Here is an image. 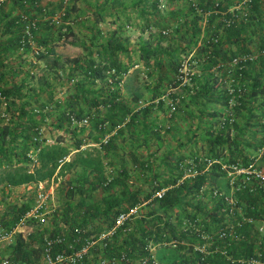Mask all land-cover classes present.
Masks as SVG:
<instances>
[{"label":"trees","instance_id":"trees-1","mask_svg":"<svg viewBox=\"0 0 264 264\" xmlns=\"http://www.w3.org/2000/svg\"><path fill=\"white\" fill-rule=\"evenodd\" d=\"M35 1L36 6L33 0L0 1V186L32 182L35 187L25 190L16 202L8 205V217L2 212L3 222L13 224L30 205L37 182L52 176L58 157L71 148L80 149L87 138L98 141L99 146L88 147L97 152L94 156L83 152L68 162L79 164L67 179L66 196L72 202L67 201L59 215L54 206L48 212L52 219L59 216L62 226L48 231L42 227L35 238L29 234L26 239L20 232L16 233L6 247L8 257L21 262L40 261L41 236L48 234L60 237L53 251L62 248L68 251L69 245L75 249L84 240L95 239L78 264H98L97 259L107 258V262L111 257L116 262L108 264H161L154 260L150 246L172 247L180 252V257L169 264L189 261L264 264V54L240 67L229 63L232 56L251 51L250 44L256 50L264 46V0H246L236 8V0H184L185 6L173 5L168 16L159 6V0H131L132 9H127L123 0H82L80 8L76 0ZM177 1L171 0V4ZM118 3L119 11L108 10ZM55 14L59 17L57 22L51 17ZM89 16L94 22L103 16H114L111 22L125 19L135 23L136 18V29L155 27L148 34L152 35L156 47L147 49L140 43L135 53L125 46V38L115 28L103 34L94 27L87 56L56 55L55 43L76 38L73 25L83 23ZM201 17H204L203 25H200ZM32 18H36L35 24L28 28L35 52L28 42L21 43L25 37L24 25ZM227 19L230 21L226 22ZM173 22L177 24L173 26ZM188 24L190 36L200 37L198 43L189 40L183 45L172 44L169 50L158 49L159 41L170 44L174 36L171 31L175 34L180 26ZM117 27L121 29L122 25ZM192 47L196 54L188 55ZM191 59L197 61L201 70L196 74L188 67L189 79L181 86L189 95L188 100L198 103L203 99L202 107H197L199 111L205 110L209 102L225 108L223 112L222 108H211L206 121H197V128L201 127L207 136L197 141L196 151L187 157L177 156L169 168L170 174L162 182L150 176L146 189L140 184L131 185L129 166L122 157L119 158L121 170L100 167L101 150L109 151L115 146L114 137L108 132L125 115L126 121L116 132L142 131L145 138L149 132L156 131L141 120L148 106L132 110L129 105L140 92L133 91L129 102L119 94L125 75L129 73L137 78L142 72L138 80L146 88L152 79L175 84L182 79V63L189 65ZM220 62L218 73L209 70L212 64ZM33 77L37 83L29 84ZM229 78L244 86L243 80L249 86L247 91L243 87L234 105L245 117L240 124L234 110L230 115L226 110L231 96L225 85ZM150 89L158 90L155 86ZM256 93L261 99L252 104ZM219 111L214 118L213 114ZM71 116L76 121L87 117L89 130L84 132V124L73 123ZM215 123L217 126L212 127ZM42 125L44 129H54L57 137L54 142L43 143L46 136L41 131ZM230 125L235 129L231 135ZM104 134L107 139L102 142ZM189 157L194 158L196 172L182 176L184 160ZM130 161L141 172L149 168L147 162L139 161L133 153ZM249 163V169L259 170L261 176L253 172L228 173L232 170L231 164L247 166ZM153 177L157 178L156 174ZM162 185L168 186L160 196H152ZM136 205V211L115 225L108 236L96 238L99 232L114 224L118 212ZM34 240L36 247L29 244ZM195 241L202 249L193 248ZM32 254L37 257L31 259Z\"/></svg>","mask_w":264,"mask_h":264},{"label":"crops","instance_id":"crops-1","mask_svg":"<svg viewBox=\"0 0 264 264\" xmlns=\"http://www.w3.org/2000/svg\"><path fill=\"white\" fill-rule=\"evenodd\" d=\"M123 2L127 5V9H132L131 5L129 7V4L131 3V0H123ZM162 3V2H161ZM174 6H179V7H184L185 6V1L184 0H179L176 3L173 2L171 4V0H166V3L163 4L162 6L159 3V6L163 8L164 13H168L167 16L170 14V10L174 9ZM121 8V5L118 3L112 8V9H119ZM107 11V10H105ZM114 17V16H112ZM111 16H103L101 20L94 22L92 17H88L85 19L83 23L80 24H74L73 25V31L74 34L76 35L73 36V39H69L67 41H63L60 43H55L54 45V51L56 55L62 57L64 56H87L88 55V48L89 46V38L92 35V32L95 33L93 30L94 27L99 29L103 34H106L110 29L115 28L116 33L119 35H122L125 38V46H127L128 49H133L135 53H137L138 45L140 43H143L144 47L147 49H153L156 47L155 42L153 41L152 35L148 34L149 32L152 33L155 31V27L151 26L149 30H139L135 28V23L137 21L136 18L133 19L135 23H129L125 19L119 20L116 19L114 22H111L110 20L112 19ZM121 19V17H120ZM168 21L170 20L169 18L167 19ZM187 22V21H186ZM204 22V17L200 18V25H203ZM118 24L122 25V28L119 29L117 26ZM177 23L173 22V26L176 25ZM137 30L135 31L136 34L133 31L129 30ZM163 30V29H162ZM172 34L174 35L171 37L170 44L165 41L161 40L159 41V48L160 50H165L171 48L172 44L175 46L176 44H185L189 40H195L197 43L199 42V38H197V34L193 37L190 36L189 33V24L188 26H180L179 29L176 31L174 34V31H171ZM134 33V34H133ZM133 35V36H132ZM137 35V36H136ZM69 43V45L73 46L76 50L75 53L73 54H66L65 48L63 49V44ZM171 45V46H170ZM66 46V45H65ZM192 47L189 50L188 55H194L196 54L195 49ZM67 49V46H66ZM249 50L256 52V48L254 45L250 44L248 47ZM93 52V50H92ZM259 55L258 53L256 56ZM255 56V57H256ZM152 61V58L150 59ZM191 63H194L193 65L189 66L190 70L193 71L194 73L197 74L200 73V68L199 64L195 59L190 60ZM219 65L215 63L214 65L212 64L209 70L213 73H218L217 72V67ZM203 70L205 71L206 69ZM205 73V72H203ZM141 74L138 75L137 78L132 77L131 74L125 75L123 78L122 83L119 86V94L127 101L129 102L131 100V97L133 95V91H138L140 92V96L136 100H132L129 102V105L131 103L132 110H135L139 107H149L148 111L145 113L144 122L149 125L151 128L155 129L156 131H151L152 133H148L145 138H143L144 133L139 131V133H131L128 130H124L123 132H116L117 127L121 126L124 121L127 119V115H125L124 119L118 123L116 126L112 127L109 130V134L113 135L114 141H115V146L113 148L107 149L109 151H102L101 150V156L100 162L105 170H121L120 166V160L119 158L122 157L124 160V163H127L129 166V174H132L133 178H129L130 175L128 176V181L131 183L132 186L135 185H141L143 189H146L148 186V180L150 179V176L152 177L151 179H155L158 182H162V178L167 177L170 172L169 168L170 166L172 167L174 163V159L177 156H182V157H187L192 155L191 153L196 151L197 148V141L202 140V138L206 137L207 134L201 131V127L197 128V121L202 119V121L207 120V112H210L211 108H218V105L209 102L206 104V109L202 111H199L197 107H202L201 104L203 105V99L202 102L194 103L192 101H189V95L184 93L182 91V85L183 83L187 82L186 80H181L175 84L173 83H168L165 79H163L160 82H155L154 79H152L150 83L149 88L143 87L141 84V80L139 81L138 79H141ZM247 81V79L245 78ZM244 83V91L248 89V85L246 86L247 83L245 81H241V83ZM237 83H234L231 78L228 80L226 79V88L229 86H233ZM152 86H155V89L157 88V91H151L150 88ZM150 89V90H149ZM192 89L189 90V92ZM261 99L260 95L256 93L254 97L251 99L252 104H257L259 100ZM137 101V103H135ZM244 104L246 101H244ZM233 106H228L226 107V110L228 108V111L230 110L235 112V119L239 121V124L244 120L243 116V111L240 109L238 112L236 111L237 109ZM221 111V110H220ZM220 111L218 114H213L214 118H217V116L220 114ZM225 111V108H222L223 112ZM232 113V112H231ZM245 114V113H244ZM217 115V116H216ZM242 115V116H241ZM212 116V115H211ZM210 116V119H211ZM215 120V119H214ZM141 126V123H139ZM84 126V132L86 130H89V122H87L86 125ZM213 126H217L215 123ZM229 134H233L235 132V129L233 125L229 126L228 130ZM245 135V134H244ZM120 137H124L123 141H121ZM88 139V138H87ZM92 140V139H88ZM94 141V140H93ZM84 146H90L87 145V143H82L80 145V149L78 148H71L69 149V152L65 154L64 156L62 155L61 157L65 160L63 161H69L71 160L74 156L75 153L80 152ZM92 146V145H91ZM90 146V147H91ZM132 153L137 157V159L140 161L147 162L149 165V168H143V172L140 171V167L137 168L134 166V164L131 163L130 159L132 158ZM139 170V172H138ZM261 170V169H260ZM137 172V174H136ZM145 174H147V177L145 178ZM156 174L157 178H154L153 175ZM149 175V176H148ZM153 180V181H155ZM150 181V180H149ZM168 185H162L159 188H166ZM157 188V189H159ZM155 189V190H157ZM52 191L51 188L48 189V191ZM117 189H114V191ZM154 190V192H155ZM153 192V193H154ZM152 193V196H155ZM158 197V196H157ZM143 203V202H142ZM136 209L138 208V205L135 206ZM259 227H262L261 223H259ZM7 246L2 248V251H6Z\"/></svg>","mask_w":264,"mask_h":264},{"label":"built area","instance_id":"built-area-1","mask_svg":"<svg viewBox=\"0 0 264 264\" xmlns=\"http://www.w3.org/2000/svg\"><path fill=\"white\" fill-rule=\"evenodd\" d=\"M1 1V0H0ZM24 1V0H23ZM246 0H236L234 7L236 8L240 4H244ZM36 1L33 0V5L36 6ZM63 4H65V1H63ZM63 8V5H62ZM57 15V14H56ZM52 17V16H51ZM49 18V17H47ZM53 20H55L52 17ZM36 18H32L28 20V22L24 25L23 31L25 32V37L21 38V43L23 42H28L31 45V50L33 52L36 51L35 45L33 43V37L30 34L29 25H34L35 24ZM56 21V20H55ZM230 19H227L226 22H229ZM57 22V21H56ZM264 54V46L256 50V52L253 51H243L240 54L234 55L230 58L229 63L234 64L235 66L240 67L243 63L246 61H249L253 58H255L256 54ZM185 64V63H184ZM182 63L181 71H182V79L181 80H188L189 75L187 74L188 68ZM218 65L222 64L217 63ZM190 74V73H189ZM228 93L231 94V96L228 99V106H233L238 103V97L242 94L243 91V86L241 84H235L233 86H229L227 88ZM230 115V110L228 111ZM71 121L73 123H76L78 125L84 124L86 125L88 122L87 117H82L80 120L76 121L74 120V117L71 116ZM231 119V117L229 118ZM107 139V134H104L101 136V141L104 142ZM83 143H87V145H92V146H99L98 141H93V140H84ZM33 159V156H31ZM62 159V158H61ZM206 159V158H203ZM60 160V159H59ZM61 161V160H60ZM185 164L182 166L183 172L182 176H190L195 174L196 168H195V162L193 157L186 158ZM210 160L207 159V163H209ZM251 163H249L247 166H240V165H235L231 164L229 165V168H231V171H228V173H243L247 174L249 172H253L255 176H261V173L259 170H255L254 168L249 169ZM36 191L33 196L32 201L30 202V205L20 213L16 221L11 224L7 225L3 222L2 219V207L0 205V264H78L82 256L87 252L88 248L92 245V243L95 241V239H87L82 242L78 248H71L72 246L69 245L68 248L70 250L66 251V249L62 248L60 250L53 251L52 247L56 241L60 239L58 235H48V234H43L41 236V260L38 262H21L18 260H14L8 257V255L2 251V248L7 246L10 242L13 241L14 236L18 232H22V230L25 228V222L28 220H35V219H41L45 216V213H48L49 211L52 210V202H51V191H46L44 192L42 183L41 181H38L36 184ZM163 192V188H159L155 190L153 193L155 196H160ZM230 201V200H229ZM136 211V207H132L127 211H121L118 212L115 216L114 224L107 228L106 230H103L99 232L97 235V239H103L106 236H108L115 225H118L125 221L127 218L131 216L132 213ZM261 228V227H259ZM219 235H222V232H220ZM110 259H113L111 257ZM111 260V261H112ZM105 259H100L98 261V264H104Z\"/></svg>","mask_w":264,"mask_h":264},{"label":"rangeland","instance_id":"rangeland-1","mask_svg":"<svg viewBox=\"0 0 264 264\" xmlns=\"http://www.w3.org/2000/svg\"><path fill=\"white\" fill-rule=\"evenodd\" d=\"M165 4L166 0H159L160 5L162 6V3ZM76 3L78 5V7H83V1L82 0H76ZM52 17L55 20H58V15H52ZM132 29V28H131ZM129 31H133L135 34L137 30H129ZM133 33V34H134ZM122 36V35H121ZM133 36V35H132ZM137 36V35H136ZM71 38H68V40ZM67 49H66V46ZM63 49L65 50L66 54H73L76 52L77 49H75L73 46L69 45V43H65L62 45ZM31 58H33L31 56ZM64 59V58H63ZM32 60V59H31ZM189 65H193L194 63H191L190 61H188ZM188 64H186V68L189 67ZM65 66V65H64ZM189 69V68H188ZM190 72H193L189 69ZM51 75H53L51 73ZM62 77L65 76V73H63V75H61ZM50 79L51 81V76L48 77V80ZM43 82L45 84V81L43 79ZM29 84H36V77L31 78L28 81ZM41 131L42 133L46 136L45 141H43V143H52L56 140V133L54 131V129H44V126H41ZM121 141H123L124 137H120ZM61 142V140L59 141V143ZM91 146V145H90ZM90 146H84L86 149L82 150V152L80 151V153H75L74 155H82L83 152H89V155L94 156L97 152L94 151V149L88 148ZM92 147V146H91ZM93 147H97V146H93ZM62 157H58L57 159V166L54 170V173L52 174V176L50 178L44 179L41 181L42 183V187H43V191L46 192L48 191V189L51 188V202L52 205L55 207V211L56 213L59 215V212L64 208V205L67 201L72 202V200L67 199L66 196V186H67V179H69L72 176V172L74 169H78L79 168V164H68L69 161H63L65 159H61ZM61 161H60V160ZM100 160V159H99ZM100 167H102L101 162L99 164ZM129 178H133L132 174L130 175ZM11 187V188H10ZM10 187H5V186H0V200L1 202V207H2V212L5 214V217H8L9 212H6V209L8 207V205H10L14 200L16 202V200L18 198H20L22 192L26 191H30V190H34L35 187L34 185L31 183H27V184H17L14 186H10ZM48 213H45V216L43 218H41L40 220H28L27 222H25V228L22 230L21 235L26 237V239L29 237L28 235L31 234L32 238L36 237L37 231H39L42 227H45L46 230L48 231L49 229H53V228H57V227H61V223H60V217L59 216H55L53 219L51 218L50 215H48ZM30 245H33L34 247H36V240H34L32 243L29 242ZM197 242H193V248L195 250H197ZM202 245H199L198 248L202 249ZM150 252L152 253L154 260L156 262H160L161 264H169L172 260L177 259L178 257H180V252H177L175 249H172V247H157V246H150ZM185 252L190 253V250H185ZM41 252H39L40 254ZM38 254V256H40ZM90 255H92V258H94V252L91 251ZM31 259H34L37 257V255H31ZM98 255L95 257L97 258ZM106 258V257H104ZM107 259V258H106ZM105 259V263L104 264H108L111 262L112 259H110V261L107 260L106 262ZM100 259H97V261H99ZM96 261V262H97ZM32 262V261H31ZM91 262V261H90ZM113 263H115L116 261H113ZM133 264H139L137 262L133 263ZM188 264H194V262L189 261Z\"/></svg>","mask_w":264,"mask_h":264}]
</instances>
